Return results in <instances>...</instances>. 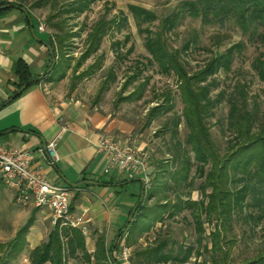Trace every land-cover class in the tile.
Returning a JSON list of instances; mask_svg holds the SVG:
<instances>
[{
    "label": "trees",
    "instance_id": "obj_1",
    "mask_svg": "<svg viewBox=\"0 0 264 264\" xmlns=\"http://www.w3.org/2000/svg\"><path fill=\"white\" fill-rule=\"evenodd\" d=\"M93 1L95 0H63V2L35 0L31 3V7L49 6L44 22L49 30L48 45L54 50L56 62L42 80L56 83L65 78L67 71L71 69L68 61L70 41L73 37L81 35V32L85 31L84 50L74 66V72L90 55L99 50L111 23L116 21L115 19L106 20L101 17L78 32L67 30V20L83 14L90 8ZM13 5L23 6L22 0H17L11 6ZM129 9L138 25L157 19L156 15L148 9L135 5H130ZM181 13H187L193 18H201L204 23H218L219 28H222L226 21L234 20L243 33L254 36L264 44V0H184L177 13L162 19L160 31L146 34L145 46L151 57L148 62L156 63L162 72L174 75L182 103L181 116L174 113L169 121L172 126L171 128L167 126L166 129L169 128L172 137H176L181 120L184 121L187 129L184 141L189 148L180 152L181 144H179V149L173 152V160L180 164L172 172L174 185L191 187L193 179L190 177V171L192 167H195V175L203 178L199 186L201 198L193 200L190 192L185 198L177 193L172 202L166 194L170 186L166 181L160 180L161 175L167 170L163 168L164 162H157L158 174L155 176L154 185L148 188L149 194L146 196V201L142 198L139 202L140 197L138 198V207L129 224L123 231L122 229L120 231L126 233L125 243L131 246L137 244V239L152 228L153 221H162L164 212L168 211L167 215L172 217L175 213L188 209L197 235L196 245L202 246L204 250H207L208 246L202 245L205 233L203 223L215 221L214 229L209 233L211 246L208 251L212 253L209 261L211 264H226L228 253L223 250L222 243L231 244L234 240L233 236H227V233L232 230L234 216L250 208L258 211L257 218L264 216V115H261L256 101L250 107L247 85L237 82L226 97L229 105L226 130L230 132V138L227 141L226 152L223 154L220 152L207 125V118L212 115V108L219 102L217 97L213 98L210 95L211 86H216V79L211 78L208 81V78L213 77L220 69L228 70L235 53H239L244 45L243 42L238 41L225 50L216 48L203 67L195 71L188 70L187 62L182 58L180 50L169 48L164 36V31L174 25L177 15ZM29 21L31 22L30 19ZM188 47L189 42L183 48ZM99 66L100 59L97 57L74 78L80 80L89 76ZM252 67L258 79L264 83V50L254 58ZM14 70L20 80L18 87L32 79L24 62L17 61ZM107 77L108 80L113 79L112 70H109ZM134 79L136 75L130 76L123 87L125 88L126 84ZM108 80L102 82L99 94L105 89ZM74 85V81L71 82V90L74 89ZM143 86L142 82L127 95L120 94L118 100L130 101L140 98ZM220 96H225V92H220ZM161 109L166 112L174 109L170 92L164 95L162 104L157 103L149 109V115L153 116ZM189 153L193 154V158ZM153 199H155L153 205H147V202ZM246 215L254 218L251 211H247ZM202 217L205 218L204 221ZM30 223L29 220L13 239L0 242V264H10L11 260L22 250L25 242L24 233ZM117 246L116 243L113 248V241L107 245L104 236L99 235L96 239V249L90 254L85 248L84 235L80 229L54 225L48 234L47 241L30 252V262L31 264H45L46 262L67 264L69 258L78 256L77 251L79 250L85 264H114V262L123 264L113 254ZM133 253L138 262L144 264H184L192 256L202 254L192 244H175L163 236H157L153 242L147 243L144 247L140 245L135 247ZM241 264H264V249L245 259Z\"/></svg>",
    "mask_w": 264,
    "mask_h": 264
},
{
    "label": "rangeland",
    "instance_id": "obj_2",
    "mask_svg": "<svg viewBox=\"0 0 264 264\" xmlns=\"http://www.w3.org/2000/svg\"><path fill=\"white\" fill-rule=\"evenodd\" d=\"M60 1L63 2V0ZM182 1L184 0H95L83 14L67 20V30L70 29L73 32L90 26L101 17L106 20H116L111 23L97 53L90 55L75 72L74 66L84 50L85 31L71 39V46L68 50L71 69L66 73L64 86L69 88L71 82L74 81L75 98L91 108L96 107L101 114L109 115L113 119L128 124L131 127L132 136L145 144L144 148L151 159L149 184L143 196L144 201L149 194L148 188L155 183V176L158 174L157 162L160 161L164 162L163 168L167 170L161 175L160 180L166 181L170 186L167 188L166 194L172 202L177 193L185 198L190 192V197L193 200L201 198L199 186L203 178L195 175V167H192L190 171V177L193 179L191 187L183 185L176 187L174 185L172 172L180 164L173 160V152L179 149V144H181L180 152L189 148L184 141L187 129L183 120L178 126L176 137H172L171 130L166 128L167 126L171 128L172 124L169 121L174 113L181 116L182 103L176 78L172 74L162 72L156 63L148 62L151 57L145 46L146 34L160 31L162 19L177 13ZM130 5L152 11L157 19L138 25L129 9ZM47 13L48 9L44 10L41 14L42 17L44 18ZM164 36L169 48L180 50L190 71L203 67L216 48L225 50L235 42H243L244 46L239 53H235L230 68L228 70L220 69L213 77L208 78V81L211 78L216 79V86H211L210 95L213 98L217 97L219 102L212 108V115L207 118V125L213 140L223 154L227 150V141L230 138V132L226 130V116L229 110L226 97L237 82L247 85L250 107L256 101L261 115H264V83L258 79L252 67L254 58L264 50V44L254 36L243 33L234 20L226 21L224 26L219 28L218 23H204L201 18H193L187 13L177 15L174 25L164 31ZM187 42H189V47L183 48ZM97 57L100 59V66L95 72L76 80L74 76L87 68ZM109 70L113 71L114 77L108 80ZM132 75H136V79L128 82L124 88V83ZM105 80H108V83L99 94V88ZM142 82L144 86L140 98L130 101L118 100L120 94L127 95ZM222 91L225 92V96H220ZM168 92L172 95L174 109L167 112L161 109L155 115H149V109L157 103L162 104L163 97ZM189 155L193 158L192 153ZM154 200H149L147 205L152 206ZM247 211L254 214L253 219L247 217ZM44 212V215L50 220L49 210L45 209ZM167 214L168 211L162 214L161 222L153 221L152 228L137 239V244L128 246L130 249L128 263L122 262L123 264H144L138 262L133 249L139 245L146 246L147 243L153 242L157 236L169 238L175 244H192L199 249L202 254L192 256L184 264H211L209 258L212 253L208 251L211 246L209 233L214 229L215 221L203 223L205 233L202 245L208 246V249L204 250L202 246L196 245L197 235L188 209L175 213L172 217ZM257 214V210L250 208V210L245 209L244 213L234 216L232 230L227 233V236H233L234 240L231 244L222 243L223 250L228 253L226 264H241L245 259L264 249V216L257 218ZM202 220L204 221L205 218L202 217ZM216 255L219 256L220 253H216ZM81 260V258L80 260L76 258V261Z\"/></svg>",
    "mask_w": 264,
    "mask_h": 264
},
{
    "label": "crops",
    "instance_id": "obj_3",
    "mask_svg": "<svg viewBox=\"0 0 264 264\" xmlns=\"http://www.w3.org/2000/svg\"><path fill=\"white\" fill-rule=\"evenodd\" d=\"M16 1L0 0V5ZM33 1L22 0L21 7L13 5L0 10V143L32 152L34 168L52 182L71 188L70 209L79 220L76 228L84 235L88 253H94L99 235L110 245L121 233L113 250L118 258L125 243L126 233L122 231L129 212L143 186L145 193L149 176L129 177L116 168L106 171L109 159L97 151L95 143L100 134H111L140 148L145 144L132 136L128 124L75 98L74 89L64 86L66 77L56 83L40 80L10 99L20 88L14 70L17 61L24 62L34 78L48 69L51 60L47 48L49 30L41 15L44 10L49 11V6L31 7ZM57 134L58 159L49 164L39 149ZM67 182L81 184L75 187ZM15 195V188L0 181V242L13 239L30 220L23 248L10 264H31L30 252L47 241L54 225L51 217L48 220L44 215L48 208L18 203ZM77 255L69 258L67 264H85L83 260L76 261L81 258L79 250Z\"/></svg>",
    "mask_w": 264,
    "mask_h": 264
},
{
    "label": "built area",
    "instance_id": "obj_4",
    "mask_svg": "<svg viewBox=\"0 0 264 264\" xmlns=\"http://www.w3.org/2000/svg\"><path fill=\"white\" fill-rule=\"evenodd\" d=\"M59 138L60 134H57L39 149L49 164L58 159L56 145ZM95 147L109 159L106 171L116 168L129 177L144 175L148 178L151 158L144 148L125 143L111 134H100ZM32 159V152L0 143V181L15 188L18 203L48 208L53 225L77 227L79 220L70 209L71 188L52 182L32 166ZM129 255L130 249L123 243L118 258L128 263Z\"/></svg>",
    "mask_w": 264,
    "mask_h": 264
},
{
    "label": "water",
    "instance_id": "obj_5",
    "mask_svg": "<svg viewBox=\"0 0 264 264\" xmlns=\"http://www.w3.org/2000/svg\"><path fill=\"white\" fill-rule=\"evenodd\" d=\"M11 5L10 4H3V5H0V10H2V9H7V8H9ZM23 11H25V8H21ZM29 18V17H28ZM30 19V18H29ZM31 27H32V24H31ZM47 48H48V50H49V53H50V58H51V64H50V66H49V68L45 71V72H43L41 75H38V76H36V77H34V78H32V79H30L29 81H27L26 83H24L11 97H10V99H13L15 96H17L19 93H21V91H23L27 86H29V85H31V84H33V83H36V82H38V81H40V80H42L43 79V77L52 69V67L55 65V62H56V58H55V54H54V50L52 49V47L50 46V45H47ZM69 185H72V186H78V185H80L81 183H77V184H72V183H69V182H67ZM90 183H94V182H90ZM143 196H144V186L142 187V192H141V195H140V199H139V202L142 200V198H143ZM139 202H137L136 204H135V206L132 208V210H131V212H130V214H129V216H128V219H127V221H126V225L127 224H129V222H130V220H131V218H132V216H133V214H134V212H135V210H136V208L138 207V204H139ZM121 234V233H120ZM120 234H118L116 237H115V239H114V242H113V248H114V246L116 245V243H117V241H118V238H119V236H120ZM114 264H118L117 262H114Z\"/></svg>",
    "mask_w": 264,
    "mask_h": 264
}]
</instances>
